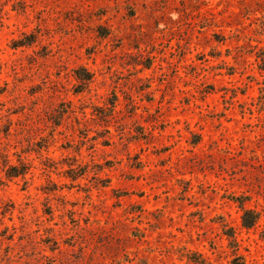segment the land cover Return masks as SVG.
Wrapping results in <instances>:
<instances>
[{
    "label": "rangeland",
    "instance_id": "obj_1",
    "mask_svg": "<svg viewBox=\"0 0 264 264\" xmlns=\"http://www.w3.org/2000/svg\"><path fill=\"white\" fill-rule=\"evenodd\" d=\"M237 256L264 264V0H0V264Z\"/></svg>",
    "mask_w": 264,
    "mask_h": 264
},
{
    "label": "trees",
    "instance_id": "obj_2",
    "mask_svg": "<svg viewBox=\"0 0 264 264\" xmlns=\"http://www.w3.org/2000/svg\"><path fill=\"white\" fill-rule=\"evenodd\" d=\"M83 72H85V75L83 76L77 75V77L80 81H82L83 85H87L91 81V75L84 70ZM8 174L9 176H18L22 173L16 172V169L14 167H10ZM241 220H242L243 227L248 229V228L253 227L255 223L258 221V215L252 210L243 209ZM231 264H244V262L241 260L240 257L237 256V257H234Z\"/></svg>",
    "mask_w": 264,
    "mask_h": 264
}]
</instances>
